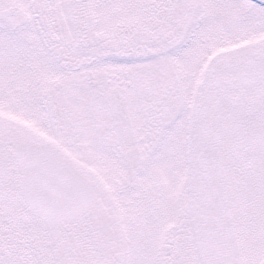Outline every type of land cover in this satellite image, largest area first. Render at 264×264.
Wrapping results in <instances>:
<instances>
[{"label": "snow or ice", "instance_id": "obj_1", "mask_svg": "<svg viewBox=\"0 0 264 264\" xmlns=\"http://www.w3.org/2000/svg\"><path fill=\"white\" fill-rule=\"evenodd\" d=\"M0 264H264V0H0Z\"/></svg>", "mask_w": 264, "mask_h": 264}]
</instances>
